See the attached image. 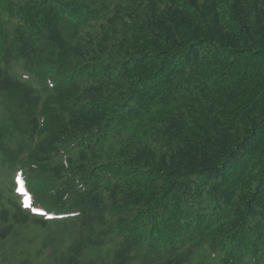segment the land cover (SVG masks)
I'll return each mask as SVG.
<instances>
[{
    "label": "trees",
    "instance_id": "1",
    "mask_svg": "<svg viewBox=\"0 0 264 264\" xmlns=\"http://www.w3.org/2000/svg\"><path fill=\"white\" fill-rule=\"evenodd\" d=\"M13 151L43 206L91 204L46 223L0 180V238L54 245L25 264H264V0H0Z\"/></svg>",
    "mask_w": 264,
    "mask_h": 264
},
{
    "label": "snow or ice",
    "instance_id": "2",
    "mask_svg": "<svg viewBox=\"0 0 264 264\" xmlns=\"http://www.w3.org/2000/svg\"><path fill=\"white\" fill-rule=\"evenodd\" d=\"M27 206V205H26Z\"/></svg>",
    "mask_w": 264,
    "mask_h": 264
}]
</instances>
